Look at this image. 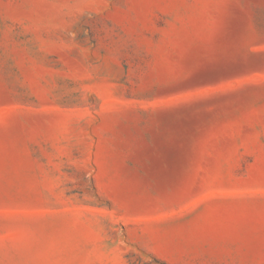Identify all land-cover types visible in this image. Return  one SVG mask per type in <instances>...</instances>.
<instances>
[{
  "label": "rangeland",
  "instance_id": "1",
  "mask_svg": "<svg viewBox=\"0 0 264 264\" xmlns=\"http://www.w3.org/2000/svg\"><path fill=\"white\" fill-rule=\"evenodd\" d=\"M0 264H264V0H0Z\"/></svg>",
  "mask_w": 264,
  "mask_h": 264
},
{
  "label": "bare ground",
  "instance_id": "2",
  "mask_svg": "<svg viewBox=\"0 0 264 264\" xmlns=\"http://www.w3.org/2000/svg\"><path fill=\"white\" fill-rule=\"evenodd\" d=\"M209 71H202L199 74H197V76H203V75H208Z\"/></svg>",
  "mask_w": 264,
  "mask_h": 264
}]
</instances>
